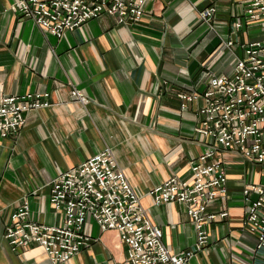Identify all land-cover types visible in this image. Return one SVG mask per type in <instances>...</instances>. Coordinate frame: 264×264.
I'll return each mask as SVG.
<instances>
[{"label":"crops","instance_id":"1","mask_svg":"<svg viewBox=\"0 0 264 264\" xmlns=\"http://www.w3.org/2000/svg\"><path fill=\"white\" fill-rule=\"evenodd\" d=\"M16 1L0 0V96L49 93L51 106L28 112L21 131L0 140V264H52L41 248L11 249V215L28 200L34 221L63 224L64 214L50 204L52 182L107 148L168 249H194L185 207L156 206L149 195L172 177L189 178L191 162L207 148L197 132L203 100L183 108L179 95L203 93L211 76L232 74L245 47L264 37V23L246 19V0H149L139 22L120 25L103 15L57 39L14 13ZM211 6L217 15L206 23L200 13ZM73 88L90 103L77 102ZM223 162L229 193L208 212L228 216L209 225L208 247L189 264H264V250L245 230L242 194L246 184H264V166L233 152ZM86 232L94 241L63 264L125 261L118 232H102L92 219Z\"/></svg>","mask_w":264,"mask_h":264},{"label":"built area","instance_id":"2","mask_svg":"<svg viewBox=\"0 0 264 264\" xmlns=\"http://www.w3.org/2000/svg\"><path fill=\"white\" fill-rule=\"evenodd\" d=\"M149 0H17L12 11L33 21L50 35L61 39L103 15L120 25L139 22ZM244 16L250 22L264 23V0H246ZM215 6L200 13L211 23ZM241 27L240 23L235 24ZM229 42L227 46H231ZM72 96L82 105L90 100L78 89ZM49 93L0 96V140L17 135L26 124V114L49 108ZM187 103L203 100L197 132L206 142L203 155L191 162V176L172 177L150 191L156 206L178 203L185 207L196 229L192 250L171 252L161 227L150 218L142 197L107 148L79 166L58 176L51 184L50 204L64 214L60 225H45L32 219L24 200L11 215L5 239L13 251L41 248L52 264H63L80 255L94 241L87 234L88 219L102 232L116 231L126 247V258L117 264H189L197 252L208 247L209 225L228 212L212 214L208 207L225 200L229 179L223 162L225 152L264 166V37L250 42L230 75L211 76L203 93L180 94ZM243 197L248 203L245 230L264 250V184H246Z\"/></svg>","mask_w":264,"mask_h":264}]
</instances>
